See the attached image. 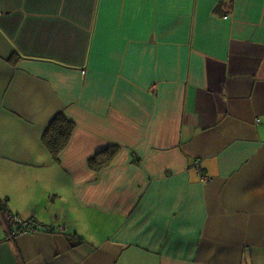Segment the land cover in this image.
I'll list each match as a JSON object with an SVG mask.
<instances>
[{
  "label": "crops",
  "instance_id": "obj_1",
  "mask_svg": "<svg viewBox=\"0 0 264 264\" xmlns=\"http://www.w3.org/2000/svg\"><path fill=\"white\" fill-rule=\"evenodd\" d=\"M1 211L0 264H264V0H0Z\"/></svg>",
  "mask_w": 264,
  "mask_h": 264
},
{
  "label": "trees",
  "instance_id": "obj_2",
  "mask_svg": "<svg viewBox=\"0 0 264 264\" xmlns=\"http://www.w3.org/2000/svg\"><path fill=\"white\" fill-rule=\"evenodd\" d=\"M73 129H74L73 122L69 118H67L64 114L58 115L53 120V123L50 125L49 129H47L44 135V141L48 146L53 158L58 159L61 153L65 150V148L69 143ZM7 215H12V214L7 213L6 211L0 212V220L7 227L9 231V225L7 223ZM30 222L32 223V221Z\"/></svg>",
  "mask_w": 264,
  "mask_h": 264
},
{
  "label": "built area",
  "instance_id": "obj_3",
  "mask_svg": "<svg viewBox=\"0 0 264 264\" xmlns=\"http://www.w3.org/2000/svg\"><path fill=\"white\" fill-rule=\"evenodd\" d=\"M203 182H208V178L202 177ZM7 223L9 225V234L11 238H14L22 233H27L32 231L33 229H37L39 227H42L38 224H33L31 222H24L18 217H15L13 215H7Z\"/></svg>",
  "mask_w": 264,
  "mask_h": 264
},
{
  "label": "rangeland",
  "instance_id": "obj_4",
  "mask_svg": "<svg viewBox=\"0 0 264 264\" xmlns=\"http://www.w3.org/2000/svg\"><path fill=\"white\" fill-rule=\"evenodd\" d=\"M40 228H42V227H39V228H37V229H33L32 231H30V232H27V233H32V232H35V231H37L38 229H40Z\"/></svg>",
  "mask_w": 264,
  "mask_h": 264
}]
</instances>
